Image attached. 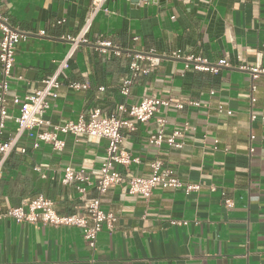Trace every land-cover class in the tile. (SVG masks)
Instances as JSON below:
<instances>
[{
  "label": "crops",
  "instance_id": "1",
  "mask_svg": "<svg viewBox=\"0 0 264 264\" xmlns=\"http://www.w3.org/2000/svg\"><path fill=\"white\" fill-rule=\"evenodd\" d=\"M91 3L0 0L1 13L23 34L10 80L20 103L9 101L6 138L17 132L21 103L70 49L66 36L78 32ZM89 39L70 59L47 118L66 123L88 118L93 109L116 113L124 99L122 79L141 54L138 61L149 71L137 77L127 103L173 97L184 107L163 106L148 122L124 128L123 147L138 160L116 167L149 175L160 159L200 189L157 188L146 198L122 184L99 194L107 139L61 135L65 145L57 150L48 143L35 147L24 133L17 146L27 151L14 150L0 178V264H264V0H106ZM108 41L112 46L103 51L101 43ZM197 60L228 65L206 71L193 66ZM160 115L167 134L190 124L183 147L150 143ZM67 166L85 172L90 182L64 183ZM40 194L62 215H86L87 199L99 196L116 220L104 226L93 249L77 226L6 215Z\"/></svg>",
  "mask_w": 264,
  "mask_h": 264
},
{
  "label": "built area",
  "instance_id": "2",
  "mask_svg": "<svg viewBox=\"0 0 264 264\" xmlns=\"http://www.w3.org/2000/svg\"><path fill=\"white\" fill-rule=\"evenodd\" d=\"M106 0H92L89 13L85 20L74 35L66 36L70 41V49L61 60L56 62L54 72L44 78L43 86L33 93L29 94L21 103L19 115L15 117L17 123V132L15 135L6 138V127L9 115V101L20 103L17 95L12 94L10 88V80L13 78L12 69L15 62L16 50L23 34L18 27L11 24L9 19L5 17L0 10V63H1V79H0V178L5 169L9 156L14 150L25 153V146H17L20 136L24 133L34 138V146L37 147L41 143H48L57 150H63L65 141L61 135H87L88 137H97L107 139L106 158L103 161L99 178L96 181V189L99 194L118 185L126 184L129 192L140 194L146 198L150 197L157 188H178L185 187L187 193L199 190L200 185L194 183H184L179 177L174 176L171 168L164 167V163L160 159H156L151 163L152 172L149 175H138L123 172L116 166H129L133 161H137L130 152L123 147L124 135L123 129H135L136 123L148 122L156 114L161 112L163 106H175L178 109L184 107V102L175 100L173 97H145L140 103L128 104L127 98L131 94V88L136 82L137 77L141 73L149 71L143 67L138 59L143 55L137 54L136 59L130 63L129 74L122 79L121 94L124 99L118 104L116 113L110 115L102 114L99 109H93L89 112L88 118L83 115L79 116L76 121H68L66 123L53 122L47 118V112L51 107V102L59 97L60 87L62 85L61 76L69 67L70 59L74 52L81 44L90 42L89 33L91 31L94 19L99 11L103 8ZM42 34L45 32L42 31ZM108 46H112L111 42H102L101 49L106 51ZM116 52H119L117 49ZM174 57H181L180 51L172 53ZM220 65H228L226 60H220L219 64L213 65L207 61L197 60L194 67L200 70L217 72ZM255 73H258L257 71ZM86 85L73 83L72 87L80 88ZM255 89V86H252ZM252 101L255 97L252 96ZM223 110V106H219ZM231 110H227V114H231ZM255 118V114H253ZM157 128L150 135V143L161 146L164 143L183 147L182 137L190 130V124L185 122L182 128H174L170 134H167V119L164 116H156ZM254 138V135H252ZM250 151H254L251 147ZM39 169V167H37ZM90 182V177L83 171L76 172L70 166L65 169L63 178L64 183L70 182ZM81 191L84 188L78 187ZM7 216L14 218L17 222H42L53 226L73 225L83 230V237L88 245L95 249L98 236L104 226L111 228L116 220L113 212L102 209L101 199L99 196L87 199L86 215L85 214H67L58 213L54 202L43 194L8 209ZM91 221V222H89Z\"/></svg>",
  "mask_w": 264,
  "mask_h": 264
},
{
  "label": "water",
  "instance_id": "3",
  "mask_svg": "<svg viewBox=\"0 0 264 264\" xmlns=\"http://www.w3.org/2000/svg\"><path fill=\"white\" fill-rule=\"evenodd\" d=\"M133 1H139V0H133ZM149 1H152V0H149Z\"/></svg>",
  "mask_w": 264,
  "mask_h": 264
}]
</instances>
